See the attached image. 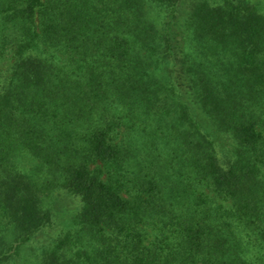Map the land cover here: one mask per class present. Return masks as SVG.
<instances>
[{
  "label": "trees",
  "instance_id": "16d2710c",
  "mask_svg": "<svg viewBox=\"0 0 264 264\" xmlns=\"http://www.w3.org/2000/svg\"><path fill=\"white\" fill-rule=\"evenodd\" d=\"M0 264H264V0H0Z\"/></svg>",
  "mask_w": 264,
  "mask_h": 264
},
{
  "label": "rangeland",
  "instance_id": "374dc122",
  "mask_svg": "<svg viewBox=\"0 0 264 264\" xmlns=\"http://www.w3.org/2000/svg\"><path fill=\"white\" fill-rule=\"evenodd\" d=\"M49 233H50V230L47 232V234H49ZM40 241H41V240H40ZM37 244L39 245V243H37ZM38 245H35V244H34L31 248H29L30 250L28 249L27 252L30 253V254H32V253H33L32 251L35 250V248H37Z\"/></svg>",
  "mask_w": 264,
  "mask_h": 264
}]
</instances>
